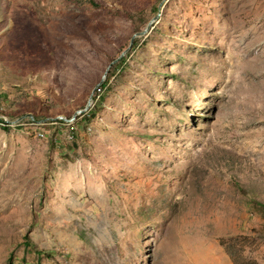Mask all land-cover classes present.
Masks as SVG:
<instances>
[{
	"label": "rangeland",
	"instance_id": "obj_1",
	"mask_svg": "<svg viewBox=\"0 0 264 264\" xmlns=\"http://www.w3.org/2000/svg\"><path fill=\"white\" fill-rule=\"evenodd\" d=\"M9 262L264 264V0H0Z\"/></svg>",
	"mask_w": 264,
	"mask_h": 264
},
{
	"label": "water",
	"instance_id": "obj_2",
	"mask_svg": "<svg viewBox=\"0 0 264 264\" xmlns=\"http://www.w3.org/2000/svg\"><path fill=\"white\" fill-rule=\"evenodd\" d=\"M162 5V4H161ZM160 5V6H161ZM160 15V12H158L156 14V16H154V18L148 23V25L141 31L138 32L139 35H144L151 27L152 23L154 22V20H156V18Z\"/></svg>",
	"mask_w": 264,
	"mask_h": 264
},
{
	"label": "trees",
	"instance_id": "obj_3",
	"mask_svg": "<svg viewBox=\"0 0 264 264\" xmlns=\"http://www.w3.org/2000/svg\"><path fill=\"white\" fill-rule=\"evenodd\" d=\"M9 264H11V262H9ZM34 264H41V263H39V262H36V263H34Z\"/></svg>",
	"mask_w": 264,
	"mask_h": 264
}]
</instances>
